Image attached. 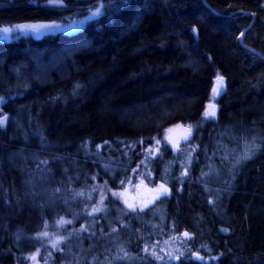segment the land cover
Instances as JSON below:
<instances>
[{"label":"trees","instance_id":"16d2710c","mask_svg":"<svg viewBox=\"0 0 264 264\" xmlns=\"http://www.w3.org/2000/svg\"><path fill=\"white\" fill-rule=\"evenodd\" d=\"M99 6L0 0V23L84 21L0 38V264H264V0H120L85 20ZM175 122L192 131L171 151ZM136 173L168 189L153 209L110 194ZM166 229L188 234L174 257L150 250Z\"/></svg>","mask_w":264,"mask_h":264},{"label":"rangeland","instance_id":"374dc122","mask_svg":"<svg viewBox=\"0 0 264 264\" xmlns=\"http://www.w3.org/2000/svg\"><path fill=\"white\" fill-rule=\"evenodd\" d=\"M80 22L79 19H74L68 22H55L61 26V31L70 32L73 31L75 28L72 27V22ZM53 21H35V22H12V23H0V38L2 39H10L12 37L18 36L22 33L19 32V30H15L12 32H9L7 34L3 33L4 28H14L16 25L20 24H35V23H48ZM31 33V32H28ZM26 34V33H24ZM33 35L34 33H31ZM216 77L214 76L211 80V86L210 90L212 93V88L215 84ZM189 135V128L182 126L181 124L175 122L172 124H168L163 128L162 131V140L170 147L171 151H175L176 149H180L183 146L186 145V141L188 139H185ZM195 147V144L192 145ZM145 156H155L159 154L158 150V144L157 141L152 143L151 145L147 146L144 150ZM160 185H166L161 181L153 182L152 184L146 183V180L143 176L140 174L126 177L125 179L121 180V185L115 189L114 191H111V196H114L116 199H118V204L123 210L130 209L128 207L129 204L134 205L135 209H141L145 207V205L150 206L152 209L154 206L158 204L157 202V191L160 188ZM167 188V187H166ZM94 207L91 208L88 212H96L94 211ZM164 235L157 236L155 238V242L151 243L150 250H153V254L157 256H164L174 257L179 252V247L182 242L185 241L186 237L184 231H172L171 229H166ZM100 247L103 250L108 251L109 253L113 254L115 252V249H108L104 245V242L100 241ZM89 247L88 246H82L81 248L77 249L78 251V257L83 256ZM99 249L98 251H95L92 255L94 258H102L105 254ZM192 249V255L200 258L201 254L198 251V247L195 244L191 245ZM37 250H34L32 253H30L28 257V264H48V258L49 253L48 251L43 252L42 259L37 258Z\"/></svg>","mask_w":264,"mask_h":264},{"label":"snow or ice","instance_id":"6c2138e0","mask_svg":"<svg viewBox=\"0 0 264 264\" xmlns=\"http://www.w3.org/2000/svg\"><path fill=\"white\" fill-rule=\"evenodd\" d=\"M47 3L50 6H54V7H63L64 6V0H47ZM119 6H120V0H100V6L95 7V11H90L89 15L87 17H85V20L92 19L94 17L101 15L102 10H106L108 8L114 9V8H118ZM83 22L84 21H80V22L73 21L72 27L78 28V27H80V25ZM17 29L22 34L31 32V33L37 34V36L42 35L43 31L55 32V31H61L62 30L61 26L59 24H57L55 22H48V23H35V24H20V25L14 26V28H11V29L10 28H4L3 33L7 34L9 32L15 31ZM241 35H243V34H241ZM223 87H224V77L218 74L216 77L215 84L212 88V99L213 100L215 99L216 96L221 94V92L223 91ZM0 99H2V98H0ZM216 113H217L216 104L215 103H209L206 111L204 112V117L205 118H210V117L214 118L216 116ZM6 119H7L6 117L0 118V127L4 126ZM191 131H192V129L190 128L189 129V135L187 137H185V139L190 138ZM159 143L160 142L157 141V144H159ZM167 194H168V189L164 185H160V188L157 191V197L156 198H159L160 196L167 195ZM128 207L130 209H132L133 211H135L134 205L129 204ZM145 207H147V205H145ZM94 211H99V209H94ZM187 235L188 234L185 233V236H187Z\"/></svg>","mask_w":264,"mask_h":264}]
</instances>
